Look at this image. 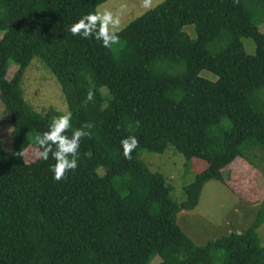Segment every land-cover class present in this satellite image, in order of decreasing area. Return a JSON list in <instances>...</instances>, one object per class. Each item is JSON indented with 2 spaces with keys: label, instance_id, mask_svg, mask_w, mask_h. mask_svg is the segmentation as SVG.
Here are the masks:
<instances>
[{
  "label": "trees",
  "instance_id": "obj_1",
  "mask_svg": "<svg viewBox=\"0 0 264 264\" xmlns=\"http://www.w3.org/2000/svg\"><path fill=\"white\" fill-rule=\"evenodd\" d=\"M107 1L0 0V128L8 123L13 140L10 152L0 141V264H149L156 256L159 264H214L218 252L220 264H264L256 234L264 199L246 230L203 246L176 222L205 184H227L223 170L246 142L264 145V0H164L120 30L111 48L67 31ZM35 59L59 84L72 128L90 125L76 171L58 182L51 154L47 162L23 157L61 114L37 112L24 98L22 78ZM129 135L138 144L125 158L120 141ZM166 150L205 164L179 204L165 178L138 160L141 151Z\"/></svg>",
  "mask_w": 264,
  "mask_h": 264
},
{
  "label": "rangeland",
  "instance_id": "obj_2",
  "mask_svg": "<svg viewBox=\"0 0 264 264\" xmlns=\"http://www.w3.org/2000/svg\"><path fill=\"white\" fill-rule=\"evenodd\" d=\"M163 1L108 0L97 9H108L119 14L122 30L132 20ZM146 2L148 7L144 6ZM184 30L191 38L195 37L192 27H186ZM258 30L264 33V22ZM241 43L246 54L254 55L255 46L249 38H242ZM16 69L14 64L9 66L7 79L13 76ZM199 76L210 81L216 80V77L207 71H202ZM21 88L25 100L37 112L51 107L62 114L67 109L59 84L36 59L24 72ZM3 110L4 106L0 101V120L6 118ZM11 131L12 128L8 123H4L0 128V141L7 152L13 150ZM251 143L256 146L252 147ZM38 151V146L31 144L23 153L24 161L27 163L36 161ZM138 160L151 172H157L165 178L171 190V199L178 204L185 199L183 187L191 184L195 175L205 167L200 161L186 162L181 154L172 150H166L162 154L141 151ZM223 171L224 177L227 178L226 185L215 180L208 182L203 187L195 209L177 214L178 227L197 246H203L209 241L229 235L231 231H244L255 220L264 199V145L246 142L242 147V156L237 157ZM97 174L103 175L104 169L102 167L97 169ZM256 234L260 245L264 247V224L257 229ZM221 255V252L215 254L214 264L221 263ZM159 263L160 258L156 256L149 264Z\"/></svg>",
  "mask_w": 264,
  "mask_h": 264
},
{
  "label": "clouds",
  "instance_id": "obj_3",
  "mask_svg": "<svg viewBox=\"0 0 264 264\" xmlns=\"http://www.w3.org/2000/svg\"><path fill=\"white\" fill-rule=\"evenodd\" d=\"M148 7L147 2L144 5ZM119 14L108 9H96L80 16L72 23L67 31L73 36H80L81 39L91 38L98 42L103 48H111L119 42L120 31ZM86 101L92 100L91 91L85 97ZM73 113L65 110L62 114L50 118L47 130L38 132L35 136V143L39 146L37 157L47 162L51 154L54 163H49V172L54 182L60 181L68 172H75L78 167L79 142L81 138L90 135L86 131L88 124L80 128H72L71 121ZM72 128V135H65L68 129ZM138 141L134 135H129L120 141L122 153L128 158L137 147Z\"/></svg>",
  "mask_w": 264,
  "mask_h": 264
},
{
  "label": "crops",
  "instance_id": "obj_4",
  "mask_svg": "<svg viewBox=\"0 0 264 264\" xmlns=\"http://www.w3.org/2000/svg\"><path fill=\"white\" fill-rule=\"evenodd\" d=\"M232 232V231H231Z\"/></svg>",
  "mask_w": 264,
  "mask_h": 264
}]
</instances>
